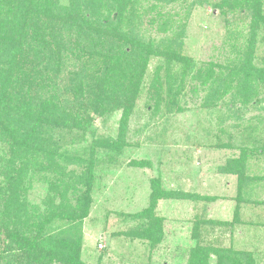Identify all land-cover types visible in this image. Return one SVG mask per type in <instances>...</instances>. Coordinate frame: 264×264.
<instances>
[{
    "label": "rangeland",
    "instance_id": "1",
    "mask_svg": "<svg viewBox=\"0 0 264 264\" xmlns=\"http://www.w3.org/2000/svg\"><path fill=\"white\" fill-rule=\"evenodd\" d=\"M179 6L178 2L167 3L160 11L177 12L172 15L177 22L183 14ZM244 13H220L207 3L192 6L176 33V49L189 59L181 81L182 59L151 56L124 123L121 109L116 108L105 116L93 115L73 131L48 126L45 133L58 146V158L42 147L29 151L30 156L32 152L42 155L34 159L37 171L17 202L46 211L49 207L44 201L53 195L50 182L67 171L65 166L78 174H91L88 212L79 221L84 264H186L190 251L199 244L232 249L240 262L264 264V28L257 30L250 58L240 55L242 59H238L239 54L225 43L235 31L248 36L249 18ZM137 33L154 42L164 37L145 19ZM210 62L216 64L214 78L205 85L202 74ZM243 62L247 69L257 71L235 82L227 68L236 63L241 68ZM177 87V99L171 103L168 89L175 92ZM155 93L160 94L156 104L152 100ZM4 136L0 131V214L5 212L2 208L11 172L8 159L12 157L9 151L7 156L4 153L8 148ZM104 140L117 145L102 144ZM65 153L77 159L80 154L82 161L63 162ZM88 155L93 160L91 167L85 163ZM242 158L245 170L240 182L235 173L226 170L236 167ZM142 160L148 163H133ZM154 180L171 197L160 200L155 208L161 232L158 242L151 245L142 234L149 221L142 212L149 205ZM53 201L55 207L62 199L54 197ZM7 202L14 207L13 201ZM75 202L71 195L63 200L65 213L73 210ZM199 215L203 219L195 225ZM72 222L75 220L52 219L39 243L58 232L69 236ZM208 262L216 264L217 259L210 256Z\"/></svg>",
    "mask_w": 264,
    "mask_h": 264
},
{
    "label": "trees",
    "instance_id": "2",
    "mask_svg": "<svg viewBox=\"0 0 264 264\" xmlns=\"http://www.w3.org/2000/svg\"><path fill=\"white\" fill-rule=\"evenodd\" d=\"M174 2L180 3L179 12H183L177 22L172 16L177 12L160 11L165 4ZM206 3L219 8L220 13L245 12L249 18L248 36L235 31L226 35L225 43L232 53L239 54L238 59L252 57L257 30L264 28L262 0H0V131L5 132L3 143L8 146L5 155L8 151L12 154L7 164L11 171L6 188L9 192L4 196L5 212L0 214L3 264H84L80 260L79 221L88 212L91 174H78L65 166L67 171L58 173L56 182H50L53 195L45 199L49 208L42 211L35 205L17 202L31 186L37 171L34 159L42 155L28 153L42 147L58 158V146H53L54 141L45 133L50 128L73 131L86 125L93 115L105 116L116 108L121 109L124 123L135 105L151 56L162 55L177 62L182 59L181 81L189 59L176 49L177 34L192 6ZM144 19L147 25H156L164 36L161 40L154 42L138 35V25ZM248 64L249 61L245 66ZM215 65L210 62L203 72L201 81L205 85L214 78ZM227 70L235 82L240 78L246 80L257 71L244 67V62L241 68L236 63ZM171 89L168 100L174 103L179 89ZM159 96H152L155 104ZM104 141L102 144L117 145ZM81 156L77 159L65 153L61 159L81 162ZM85 163L91 167L92 157H85ZM244 170L242 158L237 160L236 167L226 171L235 173L241 182ZM70 195L76 202L73 210L65 213L61 204ZM54 197L62 199L59 206H52ZM169 197L171 193L154 180L149 205L142 212L149 217L142 234L151 245L158 242L157 234L161 232L155 208L160 200ZM7 200L13 201V208ZM199 217H195V225L202 221L203 216ZM60 218L75 220L71 224L73 231L69 236L60 232L48 235L40 244V236L49 230L46 225ZM216 247L199 244L190 251L186 264H209L210 256L216 257V264H249L248 260L237 261L234 250Z\"/></svg>",
    "mask_w": 264,
    "mask_h": 264
}]
</instances>
